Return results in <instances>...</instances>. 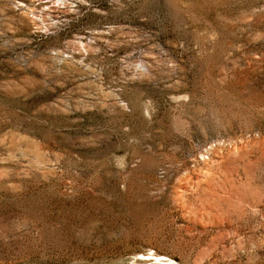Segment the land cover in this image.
I'll return each instance as SVG.
<instances>
[{
	"label": "rangeland",
	"instance_id": "obj_1",
	"mask_svg": "<svg viewBox=\"0 0 264 264\" xmlns=\"http://www.w3.org/2000/svg\"><path fill=\"white\" fill-rule=\"evenodd\" d=\"M0 264H264V0H0Z\"/></svg>",
	"mask_w": 264,
	"mask_h": 264
}]
</instances>
